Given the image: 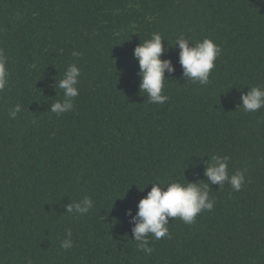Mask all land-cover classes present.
Instances as JSON below:
<instances>
[{"label": "trees", "instance_id": "obj_1", "mask_svg": "<svg viewBox=\"0 0 264 264\" xmlns=\"http://www.w3.org/2000/svg\"><path fill=\"white\" fill-rule=\"evenodd\" d=\"M153 33L175 68L162 105L141 93L134 57ZM181 35L222 48L207 85L183 76ZM0 49V264H264V108L239 109L264 87V0H0ZM71 64L79 96L57 115L54 85ZM212 155L244 172L242 189L208 182L213 210L169 218L171 239L149 236L153 253L140 251L128 211L152 183L207 182ZM84 196L90 212L67 214Z\"/></svg>", "mask_w": 264, "mask_h": 264}, {"label": "clouds", "instance_id": "obj_2", "mask_svg": "<svg viewBox=\"0 0 264 264\" xmlns=\"http://www.w3.org/2000/svg\"><path fill=\"white\" fill-rule=\"evenodd\" d=\"M167 40L159 33H153L151 39L143 41L134 50V57L139 64L138 76L140 77V91L147 93V102L152 104H164L169 97L163 94L165 81H169L165 73L172 74L175 68L171 60H162L165 52L163 41ZM175 46L180 49L179 63L183 68V76L192 83L207 85L210 74L216 67L215 61L222 54V48L212 39L205 38L202 41L192 43L184 35L177 37ZM74 57L82 53L73 52ZM81 71L76 64L68 66L63 78L56 80L54 86L63 90V99L51 103V112L61 115L70 112L75 107V98L79 96V77ZM10 71L8 69V57L3 49H0V92H3L9 84ZM247 94H241L239 109L245 112H256L264 108V87L249 88ZM21 105L17 104L9 109V117L15 119L21 112ZM229 156L212 155L204 161L206 181L171 182L168 184L152 183L151 191L138 203V212L135 216L129 210L127 215L134 225L132 233L137 248L151 255L154 248L150 247L149 236L159 240L167 237L171 239L169 230V218H177L185 224H194L196 217L204 211H212L215 200L209 196V186L216 184L223 189L225 183L234 191H240L246 182L244 172L237 170L229 175ZM91 197L84 196L78 202H71L66 207L69 215H87L93 208ZM72 233L61 241V248L68 250L73 247Z\"/></svg>", "mask_w": 264, "mask_h": 264}]
</instances>
